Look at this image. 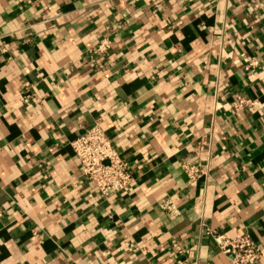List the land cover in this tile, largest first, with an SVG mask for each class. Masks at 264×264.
Masks as SVG:
<instances>
[{
  "label": "crops",
  "instance_id": "crops-1",
  "mask_svg": "<svg viewBox=\"0 0 264 264\" xmlns=\"http://www.w3.org/2000/svg\"><path fill=\"white\" fill-rule=\"evenodd\" d=\"M95 126L129 190L83 175ZM209 229L264 264V0H0V264H231Z\"/></svg>",
  "mask_w": 264,
  "mask_h": 264
},
{
  "label": "built area",
  "instance_id": "built-area-1",
  "mask_svg": "<svg viewBox=\"0 0 264 264\" xmlns=\"http://www.w3.org/2000/svg\"><path fill=\"white\" fill-rule=\"evenodd\" d=\"M99 47L105 48L107 43L103 42ZM255 64L256 62L253 61L248 66ZM254 103V101L239 98L234 105L241 109ZM71 145L80 162L83 175L102 194L108 196L131 188L135 181L133 168L102 128L95 126L75 138ZM185 169L192 180L208 170L195 165H185ZM208 233L214 238L220 250L229 257L231 264H257L263 257L262 248L248 234L231 239L211 229ZM174 247L177 254L183 256L184 249L178 243H175ZM179 264H188V262L180 258Z\"/></svg>",
  "mask_w": 264,
  "mask_h": 264
}]
</instances>
